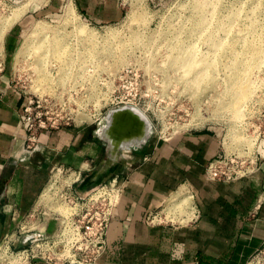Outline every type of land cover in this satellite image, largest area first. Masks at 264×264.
<instances>
[{
	"label": "rangeland",
	"instance_id": "374dc122",
	"mask_svg": "<svg viewBox=\"0 0 264 264\" xmlns=\"http://www.w3.org/2000/svg\"><path fill=\"white\" fill-rule=\"evenodd\" d=\"M117 1L122 16L102 23L82 13L76 0H0V75L28 94L48 98L62 93L67 100L73 95L52 111L78 115L84 123H77L89 126L102 146L85 170L51 163L32 214L11 220L8 237L15 251L24 249V236L34 234L44 238L39 243L48 242L45 247L55 261L54 253H64L68 260L92 257L99 213L107 207L110 186H121L123 170L134 160L132 152L149 141L209 130L226 138L228 151L252 156L246 152L254 145L251 126L264 115V0ZM68 2L73 12L66 10ZM35 3L40 4L31 7ZM24 6L28 9L22 12ZM78 28L94 35L85 36ZM204 60L211 64L208 71ZM248 62L252 65L246 70ZM92 63L94 71L88 69ZM126 64L141 72L137 84L145 102L132 107L142 120L110 125L111 143L98 130L121 107L107 104L102 82ZM234 81L249 92L239 115L228 105L241 90ZM137 84L133 81L131 87ZM49 115L59 117L58 112ZM141 129L148 131V138L131 144ZM91 173H97L92 183ZM14 258L6 256L0 264L27 260L24 255L16 262Z\"/></svg>",
	"mask_w": 264,
	"mask_h": 264
},
{
	"label": "crops",
	"instance_id": "0c3cea01",
	"mask_svg": "<svg viewBox=\"0 0 264 264\" xmlns=\"http://www.w3.org/2000/svg\"><path fill=\"white\" fill-rule=\"evenodd\" d=\"M76 2L96 22L122 16L117 0ZM7 81L0 75V243L12 219L32 214L51 163L85 170L102 149L87 125L41 130L38 151L26 149L20 100ZM219 149L209 130L149 141L123 170L105 250L95 262L24 264H248L264 244V160L252 177L211 180L206 167ZM89 177L92 183L97 173Z\"/></svg>",
	"mask_w": 264,
	"mask_h": 264
},
{
	"label": "built area",
	"instance_id": "2783aa9c",
	"mask_svg": "<svg viewBox=\"0 0 264 264\" xmlns=\"http://www.w3.org/2000/svg\"><path fill=\"white\" fill-rule=\"evenodd\" d=\"M88 69L94 71L93 63L92 68L88 66ZM140 75L141 72L138 67L132 64H126L113 78L108 77V79L105 80L106 82H102L104 89L107 90V92L104 93L106 95L107 104L117 107L133 106L137 108L144 105L145 99L143 98L144 96L142 94L141 87L137 84V79ZM133 81L137 84L134 88L131 87ZM139 83L141 84L140 80ZM7 87L14 92L20 100V115L27 133L26 141L32 151L39 149L37 140L38 134L41 130L57 129L63 127V123L66 125L71 124V120L74 121L75 126L79 125L78 123H84L78 118V115H76V117L72 115H63V110H54V112L59 113V117L49 115L50 113H54L52 111L54 106H65L66 102L73 99V95L70 96L68 100L62 93L48 98H43L37 94H28L22 88H18L16 85L12 86L10 83ZM251 127L253 128L251 138L254 139V145L247 148L246 152H250L252 156L241 154L236 150L228 151L226 148V144L228 143L226 138L224 137L221 140L219 137L220 149L218 155L211 159L206 167L207 175L211 180L231 181L244 177H252L254 175L255 171L260 167L261 161L264 160V115L259 117L258 121ZM110 187L111 193L108 192L109 198L107 207L99 213L100 221L95 239V254L92 257L86 258V260H68V257L63 256L65 255L64 253H61V255L54 253L58 260L56 262L76 261L93 263L104 252L106 246L107 227L111 218L113 207L116 205L122 189V186L118 189H113L114 183ZM157 216L158 213L151 214L150 220L154 221ZM16 231L18 232V229ZM9 234L10 233H6L3 238L7 246V251L10 256L14 254L16 258L19 257L20 259H22L24 255L27 260L23 261L22 264L31 260L55 261L54 257H51V254L48 253L49 249L45 247L48 242L46 241V244H44V242L39 243L40 241H43L44 238H34V234H27L21 240L24 249L15 251L11 248L9 243ZM39 234H42V232ZM33 243H36L35 246H31ZM1 246L2 242L0 243V249ZM64 258L65 260L59 261ZM13 261L16 262L15 260ZM8 263L13 264L11 260H9ZM248 264H264V244L253 254Z\"/></svg>",
	"mask_w": 264,
	"mask_h": 264
},
{
	"label": "bare ground",
	"instance_id": "6f19581e",
	"mask_svg": "<svg viewBox=\"0 0 264 264\" xmlns=\"http://www.w3.org/2000/svg\"><path fill=\"white\" fill-rule=\"evenodd\" d=\"M26 3H28V4H30L31 2H26ZM40 3H35V4H32L31 5V7H37V5H39ZM28 6H24V7H22V12L23 11H25V10H27L28 8H27ZM27 8V9H26ZM73 6H72V4H70L69 2H68V4L66 5V10L68 11V12H73ZM236 13H238V11H235V12H233L231 15L232 16H235L236 15ZM83 29V28H82ZM86 30V29H85ZM85 30L83 29V30H80L79 28H78V32L79 33H81V34H86L85 36H89V34H91V35H94L93 33H90V32H85ZM238 30V29H237ZM241 30V29H240ZM239 31V30H238ZM241 32V31H240ZM19 48V47H18ZM38 48V47H37ZM89 49V48H88ZM87 49V50H88ZM18 50V49H17ZM36 51H38V49L36 50ZM105 52H107V51H105ZM257 52V51H256ZM258 53V52H257ZM16 54V53H15ZM97 54V53H96ZM104 54H107V53H104ZM99 55V54H98ZM16 56L17 55H15V58H16ZM201 60H202V58H201ZM198 61V60H197ZM203 61V60H202ZM194 63V62H193ZM200 64V63H199ZM202 64V63H201ZM211 64H209L208 62H206L205 60H204V66H203V68H205V70L206 71H208L209 70V66H210ZM251 65H252V63H247V67H246V70H248V68H250L251 67ZM249 66V67H248ZM199 67V66H198ZM201 67V66H200ZM202 68V67H201ZM200 68V69H201ZM196 69V68H195ZM201 71H202V69H201ZM204 71V70H203ZM210 72V71H209ZM202 73H204V72H202ZM201 76H202V74H201ZM203 77H200V76H198L197 77V79L198 80H201ZM195 82H197V81H195ZM244 82V81H243ZM191 83V82H190ZM237 83L238 82H236V81H234L233 82V84H234V86H237V87H240L241 88V90L238 88L237 89V94H236V96H235V99L233 100V102L231 103V104H228L229 106H232L233 108H237V110H236V112H237V114L239 115V113H241V111H239V110H241V105H242V103H243V101H247V98L249 97V92H248V90L246 89V86H244V85H241L242 83H238L239 84V86L237 85ZM231 111V110H230ZM239 112V113H238ZM236 114V117L238 116ZM139 116L137 115V112L133 109V107L132 106H125V107H121V108H119V109H116V111H112L110 114H109V116H108V118H107V123L106 124H104L103 126H101L100 128H99V130H98V132L101 134V135H103L104 137H106L111 143H112V141H113V138H114V136H113V134L111 133V130H110V125H112V124H114V123H116V124H118V123H121L122 121H126L127 123H128V125L129 124H134V123H136L137 121H139V120H142V119H140V118H138ZM145 122V121H144ZM147 132L148 131H145V130H143V131H141L140 133H136V135H134L132 138V140H131V144H137V145H139L140 143H143L147 138H148V134H147ZM115 140V139H114ZM126 144L128 143V141L127 142H125ZM123 144V143H122ZM122 146V145H121ZM1 251H0V259H1V261H5L6 260V256H8V257H10V254H9V252L7 251V246L6 245H4V246H1V249H0ZM16 258V257H15ZM13 259V260H17V259ZM18 259H20L19 257H18Z\"/></svg>",
	"mask_w": 264,
	"mask_h": 264
},
{
	"label": "water",
	"instance_id": "95a60500",
	"mask_svg": "<svg viewBox=\"0 0 264 264\" xmlns=\"http://www.w3.org/2000/svg\"><path fill=\"white\" fill-rule=\"evenodd\" d=\"M126 123H127L126 121H122L121 123H118V124L114 123L113 126H114V125H120V126H121V125H124V124H126ZM144 129H145V127H144ZM144 129H141V130L139 131V133H140L141 131H143Z\"/></svg>",
	"mask_w": 264,
	"mask_h": 264
}]
</instances>
